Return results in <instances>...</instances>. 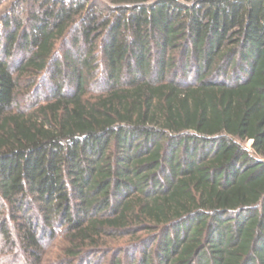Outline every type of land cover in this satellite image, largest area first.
I'll use <instances>...</instances> for the list:
<instances>
[{"label": "trees", "instance_id": "obj_1", "mask_svg": "<svg viewBox=\"0 0 264 264\" xmlns=\"http://www.w3.org/2000/svg\"><path fill=\"white\" fill-rule=\"evenodd\" d=\"M11 6L0 264H264V0Z\"/></svg>", "mask_w": 264, "mask_h": 264}, {"label": "rangeland", "instance_id": "obj_2", "mask_svg": "<svg viewBox=\"0 0 264 264\" xmlns=\"http://www.w3.org/2000/svg\"><path fill=\"white\" fill-rule=\"evenodd\" d=\"M15 1L17 0H0V17H3L5 14H12V3H14ZM103 1H108V0H103ZM24 6V5H23ZM188 81H192V82H195V75L192 74L190 75V77L188 78ZM251 144H252V141H246L244 143L245 147L251 151H252V147H251ZM143 237L145 236H148V233L145 232V233H142L141 234ZM58 242L54 241L51 243V245H49V248L51 250H56V247ZM114 247H117L118 248H121V249H125L126 251L122 254L121 256V259L123 261L122 264H130V260H129V256H128V253L131 251V248L133 246H136V245H132V241L129 240V238H125L124 240L120 241L118 244L116 245H113ZM139 246H142V245H139ZM152 249L154 248V246H149L148 248H151ZM119 250V249H118ZM121 251V250H119ZM115 253H111L110 256L108 255L106 258H102L101 260H99L98 264H111L112 263V255H114ZM140 254H141V251H138L136 253V256L140 257ZM52 257H55L57 256L56 253L55 254H51Z\"/></svg>", "mask_w": 264, "mask_h": 264}]
</instances>
